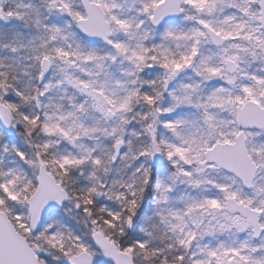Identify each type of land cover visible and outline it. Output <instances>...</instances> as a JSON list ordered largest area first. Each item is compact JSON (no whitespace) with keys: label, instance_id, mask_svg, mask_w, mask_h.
Returning <instances> with one entry per match:
<instances>
[{"label":"snow or ice","instance_id":"6c2138e0","mask_svg":"<svg viewBox=\"0 0 264 264\" xmlns=\"http://www.w3.org/2000/svg\"><path fill=\"white\" fill-rule=\"evenodd\" d=\"M0 264H264V0H0Z\"/></svg>","mask_w":264,"mask_h":264},{"label":"rangeland","instance_id":"374dc122","mask_svg":"<svg viewBox=\"0 0 264 264\" xmlns=\"http://www.w3.org/2000/svg\"><path fill=\"white\" fill-rule=\"evenodd\" d=\"M10 2H11V0H10Z\"/></svg>","mask_w":264,"mask_h":264}]
</instances>
